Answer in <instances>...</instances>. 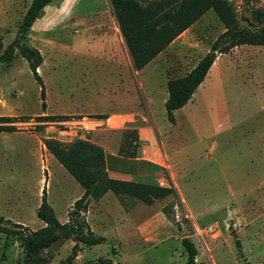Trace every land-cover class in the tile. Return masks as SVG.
<instances>
[{"label": "rangeland", "instance_id": "obj_1", "mask_svg": "<svg viewBox=\"0 0 264 264\" xmlns=\"http://www.w3.org/2000/svg\"><path fill=\"white\" fill-rule=\"evenodd\" d=\"M230 1L241 23L252 20L248 14L250 8L264 10V0ZM29 2L0 0V53L12 40ZM110 29L115 31L117 27L108 0H51L43 7L26 38V43L37 48L42 57L36 69L42 81V98L39 85L17 50L10 62H0V116L10 117L11 122L6 124L14 126L10 132H0L2 225L22 232L40 227L42 223L35 216V209L43 188L56 218L65 217L79 187L49 157L42 140L76 139L81 132L73 124L81 115L72 111L88 105L112 107L109 96L123 91L112 84L118 74L126 75L128 68L117 31L113 41L121 49L120 67L110 72L115 79L108 77L110 69L101 61L74 55L80 52L74 44L77 35L87 32L90 36H101ZM222 30L223 25L209 9L163 51L161 60L147 75L139 72L132 79L126 78V87L138 97L143 117L147 115V107L143 89L138 87L139 80L148 97L154 99L151 119L159 140L164 141L166 153L178 167L176 181L185 203L177 193L154 200L151 205L140 202L130 223L141 219L149 222L144 221L138 228L118 229L109 223H97V207L91 203L86 223L105 240L87 247L77 245L73 261L99 264V259H106L109 264H184L186 255L180 241L188 238L196 248L195 264H264V238L259 235L261 218L253 220L237 235L231 229L233 206L264 207L259 196L261 189L251 188L263 174V166L248 162L244 156L245 143L239 138L250 125H260L264 120V47L260 52L250 46L247 54L239 52L231 57L229 51L222 56L189 100L176 111L174 122L166 119L159 101L160 92L165 88L164 69L177 68L173 76L186 72ZM89 52V48L82 51L86 55ZM52 114L67 115L68 120L38 118ZM133 118V123L125 122V125L143 123L141 116ZM234 141L236 144L231 145ZM109 162L116 165L123 161L109 159ZM143 166L139 168L145 170ZM148 166L155 171L160 169ZM253 172L256 180L250 178ZM155 177L153 174L139 181L158 185L160 178ZM118 216L123 218L124 213L121 211ZM207 226L215 229L213 235L205 233ZM72 245L70 239H59L42 250L37 261L32 257L25 263L20 240L13 234L0 232V264H65Z\"/></svg>", "mask_w": 264, "mask_h": 264}, {"label": "trees", "instance_id": "obj_2", "mask_svg": "<svg viewBox=\"0 0 264 264\" xmlns=\"http://www.w3.org/2000/svg\"><path fill=\"white\" fill-rule=\"evenodd\" d=\"M51 0H30L15 34L0 53V62H10L15 50L23 58L43 96L42 81L36 71L42 57L37 48L26 43L27 32L33 21L41 14ZM119 34L134 70L141 69L158 52L163 50L177 35L188 28L202 14L211 9L223 30L210 42L207 51L184 75L166 80L167 97L163 102L165 117L173 122V111L183 106L201 83L217 55L227 53L240 44L264 45V10L250 8L251 21L241 23L234 4L230 0H108ZM100 117V116H96ZM44 121L68 120L67 115L38 116ZM10 117L0 116V132H10L14 126ZM42 144L47 152L82 188V193L68 208L67 220L60 222L45 197L44 188L35 216L42 226L22 232L1 224L0 232L13 234L20 240L25 263L59 239L73 241L65 264H79L73 261L77 245L92 246L105 240L93 233L86 223L84 214L90 200H97L106 191H111L125 207V200L132 199L145 204L174 194V188L159 186L152 182L114 179L106 173L104 150L86 139L76 138L68 142L44 138ZM139 144L135 129H124L118 149L120 156L133 157ZM19 225V224H16ZM185 251V263L195 264L196 248L188 238L181 239ZM99 264H109L99 259Z\"/></svg>", "mask_w": 264, "mask_h": 264}, {"label": "crops", "instance_id": "obj_3", "mask_svg": "<svg viewBox=\"0 0 264 264\" xmlns=\"http://www.w3.org/2000/svg\"><path fill=\"white\" fill-rule=\"evenodd\" d=\"M187 29L188 28H186L185 30ZM185 30H183L180 34H182ZM116 31L119 33L117 28V30L115 31L110 29L108 33L105 32L104 35L101 36H90L87 35V32L85 33L83 32L77 35L74 44L76 49L80 52H75L74 55H77L76 57L79 59L87 60V58L90 57L96 59V61H101L102 64H104L107 68L110 69L107 71V74H109L108 77L110 78L111 76L112 79H115L113 78V75H110L112 74L110 72L112 69H118L120 67L119 60L121 57L120 55L121 49L116 47L113 41L114 37H116ZM179 35H177L163 50L158 52L151 60H149L141 69L134 70L131 66L130 59L123 44L122 38L119 34V37L122 41V49L127 60L128 68L126 75L120 74L119 76L118 74V77H116V80H114L112 84L117 85L123 91L117 94L113 93L114 91L111 92L113 94L109 96V102L111 103L112 107L105 108L102 104H100L99 106L88 105L85 107V109L72 111V112H74V114L81 115V117L77 118L73 124L75 129L80 130L81 132L80 134H78L77 138L86 139L89 142L96 144L97 146L101 147L104 150L106 155V173L108 177L114 179L126 180V181H139L141 177L151 178L152 175L155 174L157 175L155 179L160 178L158 182L159 181L162 182L161 186L170 187L171 186L170 183H172L173 187L172 186L171 187L174 188L175 193H177L180 199L183 201V203H185L184 198L179 193V184L176 181V176L179 171L178 167L175 166V163L173 161L174 158L169 157V155L166 153L164 141L159 140L158 134L155 131V127L151 119L150 108L151 105L153 104L154 99L148 97V95L146 94L147 91H145V87L142 85V82L139 80L138 87L143 89L146 99L145 100L146 107H147L146 108L147 115L146 117H143V115H141L142 109L138 97H136V94L134 95V93L130 92L126 87V83L128 82V81L126 82V78L132 79V76L137 75L139 72L145 73L147 75L149 70L155 68V64H157L161 60L163 51L168 47H170V45L174 43V40ZM250 46L257 47L258 49L257 51L259 52L261 51V48L264 47V45L240 44L234 46L229 50L231 51V57L239 52L240 53L243 52L244 54H247V52L250 51L249 50ZM87 48L90 49L89 52L90 54L87 55L83 54L82 51H86ZM182 50L187 51V49L184 48H182ZM206 51H204L200 55V57ZM229 51L227 53H230ZM227 53H222L217 55L206 74H208L209 71L212 69V67L217 64V61ZM194 64L190 68H192ZM231 65H232V61H231ZM123 68L124 66L121 67V69ZM177 70H178L177 68H168V67L167 69H164L162 80L163 83L165 84V88L163 86V91L160 92V98H159L160 104L161 103L163 104L164 100L167 97L166 80L169 78L180 77L188 71L187 70L186 72H184L179 76H175V75L173 76L172 75L173 72H176ZM92 99H94V97H92ZM180 108L173 111L174 120H175V113ZM96 116H100V117H96ZM135 116H141L143 123H141L140 125H134V124L125 125V122L133 123L135 120L133 117ZM124 129L136 130L139 144L135 148V154L133 157L120 156L118 154V149L121 141V134ZM246 129H247L246 132L242 133L241 136L239 137L242 138L245 143L244 156L245 158L248 159V162L250 164L261 165L263 166V170H264V120L260 125H250ZM231 137L234 139L235 135H232ZM235 144L236 143L234 141L232 142L231 145H235ZM48 155L49 157H52L49 153ZM109 159H114V160L116 159L117 161H123V162L121 164L113 165L112 163H110L111 161L109 162ZM148 164L159 167L160 169L155 171L153 170V168L149 167ZM141 165H144L143 167L145 168V170L139 168ZM250 178L256 180L255 172H253ZM254 182L255 183L251 186V188L254 189L256 188L257 190L261 189L259 196L261 202H264V190H262L264 189V172L261 175V177L258 179V181H254ZM78 187L79 188H77V193L74 199L79 197L82 193V188L79 185ZM71 203H69V206ZM91 203H95L97 207L96 222L99 224L109 223L112 226H114V229L122 228L125 226L128 228H138L140 227L141 224H144L143 223L145 221L144 219H141L139 222L133 223L132 225L130 223V218L132 217V213L139 206L140 201L133 203L125 200L126 206L123 207V205L119 202L117 196H115L111 191H106L97 200H90L88 202L87 210L84 214V217H86V215L90 212ZM151 204H145V205H151ZM121 211L124 213L123 218L118 216L121 213ZM185 211H187V209ZM188 217L189 219L191 218V215L189 213H188ZM260 218L263 221L262 223L263 225L259 235L260 237L264 238V207L258 205L233 206L231 208V229L237 235L240 231H242L250 223H252L253 220L255 221L256 219H260ZM66 220H67V215L65 213V217L62 220H58V221L65 222ZM145 222H149V220ZM42 225L43 224H41L40 226Z\"/></svg>", "mask_w": 264, "mask_h": 264}, {"label": "built area", "instance_id": "obj_4", "mask_svg": "<svg viewBox=\"0 0 264 264\" xmlns=\"http://www.w3.org/2000/svg\"><path fill=\"white\" fill-rule=\"evenodd\" d=\"M158 185H162V182L161 181H159L158 182ZM205 233L206 234H208V235H213L214 233H215V229L212 227V226H207L206 228H205Z\"/></svg>", "mask_w": 264, "mask_h": 264}]
</instances>
